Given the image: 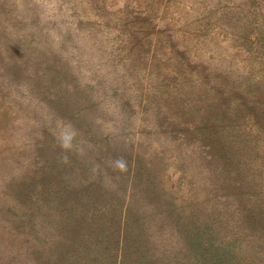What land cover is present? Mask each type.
Wrapping results in <instances>:
<instances>
[{"label":"trees","instance_id":"trees-1","mask_svg":"<svg viewBox=\"0 0 264 264\" xmlns=\"http://www.w3.org/2000/svg\"><path fill=\"white\" fill-rule=\"evenodd\" d=\"M14 2L35 16L21 27L22 45L16 35L0 40V75L45 99L54 114H69L80 137L66 144L53 131L55 145L46 125L30 135L25 173L0 212L7 226L21 227L13 254L7 249L14 263L264 264V35L231 26L225 35L234 40L223 38L215 65L193 54L172 63L170 101H154L147 115L133 99L138 90L123 85L130 51L100 45L92 24L79 25L91 18L105 36L106 21L87 17L89 5L138 21L146 12L138 0ZM52 12L67 17L65 36L44 18ZM122 29L127 40L130 30ZM73 31L99 57L102 47L113 50L112 64L85 67ZM41 152L46 157L33 160Z\"/></svg>","mask_w":264,"mask_h":264},{"label":"rangeland","instance_id":"rangeland-1","mask_svg":"<svg viewBox=\"0 0 264 264\" xmlns=\"http://www.w3.org/2000/svg\"><path fill=\"white\" fill-rule=\"evenodd\" d=\"M4 1L5 3L2 5ZM20 1L26 2L27 0ZM34 1L32 7L35 8L41 0ZM66 2L62 1L61 4L64 5ZM137 3L139 9L141 7L146 11L144 15L139 16L138 21L131 18L126 20L122 15H118V11L105 13L95 6L89 5L90 14L87 17L92 13H97V19L106 21L105 36L102 34L101 24L91 18L82 19L79 25L92 24L95 31L91 33V37L100 39L98 40L100 45H103L104 42L115 46L118 52L127 53L130 51L131 61L125 64L127 76L123 77V85H126L130 91L131 89L138 90L139 93L133 94V99L140 103L138 106L140 114L144 110H148L147 115L153 112L156 100L170 101V66L172 63L177 61L183 63L187 55L193 54L196 55L193 56L194 59L212 62L215 65V60L219 59L221 53H225L226 45L223 38L234 40V36L225 35V31L233 33L230 29L231 26H235L237 31H241L243 25L247 24L252 29L253 37L264 35V0H138ZM27 15L35 16L28 10L26 13L20 12V8L16 6L14 0H1L0 29L2 28V30L0 36L2 38L0 40L5 43L4 45L12 43L11 39L15 35L22 40L21 45L24 43L27 37L22 38L21 27L27 24V19L32 20V17L25 18ZM58 16V18L55 17L52 12L44 18L48 21V25L65 36L68 28L65 24L67 17ZM38 24L44 26L42 23ZM65 28L66 30H64ZM122 28L130 30L127 40L120 38L124 35ZM43 31L39 30V33L46 36ZM74 31L70 37L75 42L77 55H81L80 61L85 67L98 69L112 64L110 60L115 58L113 50H108L106 46L107 50L102 47L104 53L99 57L94 43L86 42L87 44L84 45L80 39L83 34L76 32L75 36ZM250 36L252 37V34ZM87 37L89 38V35ZM251 46L255 48L254 45ZM172 49H177L178 52L173 53L170 57ZM109 52L110 54H108ZM255 52H257L256 48ZM2 55L0 51V57ZM190 78L192 77L190 76ZM16 83L19 84V82ZM19 85L15 86L13 80L4 81L3 76L0 75V206L2 209L5 208L0 211L1 213H4L6 207L11 206L8 203L14 182L18 181L22 172L25 173L23 163L26 161V156L30 155L31 150L28 149V146L33 140L30 135L36 127L46 125L45 133L51 137V141L55 145L56 134L53 136L54 132L63 134L67 138L66 144H79L80 138L73 131L72 123L68 125L69 114L64 112L54 114L45 108L43 101L45 99L42 100L30 94L23 88V85ZM129 110L133 109L129 108ZM110 115L112 114L109 112L105 113L106 118ZM43 119L47 122H44ZM75 123H81V121H75ZM26 132H29L28 136ZM33 137H36V134ZM58 142L59 145L62 143L61 136H58ZM41 154L34 157L33 160L37 161L46 157V153L41 152ZM5 184L7 185L4 186ZM34 191L30 190L29 196L38 199V192ZM5 205L7 206L4 207ZM10 210L12 211L10 214L14 216L16 209L11 208ZM7 215L6 217H8ZM30 216L33 217L30 222H34V215ZM0 218V251H3V255L0 252V258L2 257L3 264H15L14 258L8 255L7 249L10 250V254H13L11 253V238L17 237L21 227L7 226L3 222V214Z\"/></svg>","mask_w":264,"mask_h":264}]
</instances>
